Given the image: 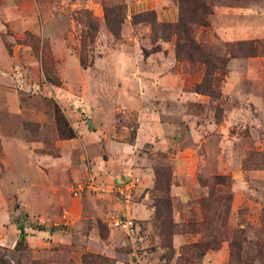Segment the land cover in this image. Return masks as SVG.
<instances>
[{"label": "rangeland", "instance_id": "374dc122", "mask_svg": "<svg viewBox=\"0 0 264 264\" xmlns=\"http://www.w3.org/2000/svg\"><path fill=\"white\" fill-rule=\"evenodd\" d=\"M206 2L0 0V264H264V0Z\"/></svg>", "mask_w": 264, "mask_h": 264}, {"label": "built area", "instance_id": "2783aa9c", "mask_svg": "<svg viewBox=\"0 0 264 264\" xmlns=\"http://www.w3.org/2000/svg\"><path fill=\"white\" fill-rule=\"evenodd\" d=\"M137 182L138 179L136 177L126 174L125 176H123L122 179L117 180L112 184H109L108 188L105 189L95 184L92 178L90 177L88 180L77 181L73 183L69 188V192L73 196H77L84 190L101 191V192L114 191V193L116 194L115 196L118 198V200L121 203H123L124 206H127V203L129 202V198L137 186ZM111 225L114 228H117L120 231H122L125 234V236L129 237L130 239H132L136 233V228H137L136 223L132 218H128L127 216H119L114 218L111 221ZM137 264H142V263H137Z\"/></svg>", "mask_w": 264, "mask_h": 264}, {"label": "trees", "instance_id": "16d2710c", "mask_svg": "<svg viewBox=\"0 0 264 264\" xmlns=\"http://www.w3.org/2000/svg\"><path fill=\"white\" fill-rule=\"evenodd\" d=\"M176 1L179 5V8L181 10L184 8L186 12V17L180 14L178 19L180 26L183 28L187 21L202 22L203 16L201 17L198 16V12H200L202 15L210 13L209 2H206V0H176ZM55 118L57 122V129L59 135L62 137L72 136L73 132L71 128L68 127L66 121L64 120V118L57 109L55 110ZM17 227L19 229V234L17 240L15 241L14 248L19 249L24 245V233L21 224H18Z\"/></svg>", "mask_w": 264, "mask_h": 264}]
</instances>
